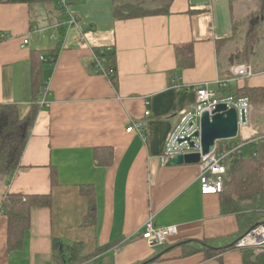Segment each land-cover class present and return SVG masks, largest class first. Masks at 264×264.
Segmentation results:
<instances>
[{"label":"crops","instance_id":"obj_1","mask_svg":"<svg viewBox=\"0 0 264 264\" xmlns=\"http://www.w3.org/2000/svg\"><path fill=\"white\" fill-rule=\"evenodd\" d=\"M157 2L169 7L167 13L119 20L112 0H79L69 9L79 23L66 34V27H57L66 15L54 0L0 4V107L15 104L25 118L32 107V51L58 56L44 71L42 96L46 93L49 107L38 104L21 165L12 176L0 174V264H54L69 259L66 246L78 247L83 256L104 249L98 264H262L254 257L247 262L245 252L257 256L264 251L225 250L228 243L220 241L244 237L257 224L223 214L220 195H202L200 165L168 166L163 160L198 88L206 83L216 88L219 79L232 78L229 70L238 63L231 65L230 57L242 41L233 36L240 31L244 36V27L239 31L237 25L257 10L252 0ZM27 38L31 41L23 47ZM187 44L194 45L195 65L180 71L176 49ZM258 46L255 74L232 80L235 94L264 88V50L258 53ZM97 49L116 54L117 87L94 72ZM146 100L151 103L148 118ZM143 120L145 139L127 134ZM258 138H264V107L254 108L235 140L253 139L258 145ZM96 149L106 150L110 165L96 164ZM89 185L97 207L95 225L87 220L83 190ZM9 194L52 199L50 208L33 207L23 248L14 252L7 249L8 217L1 210ZM151 218L158 226L177 227L167 246L150 247L142 239ZM186 243H210L223 251L208 258L206 252L183 250Z\"/></svg>","mask_w":264,"mask_h":264},{"label":"trees","instance_id":"obj_2","mask_svg":"<svg viewBox=\"0 0 264 264\" xmlns=\"http://www.w3.org/2000/svg\"><path fill=\"white\" fill-rule=\"evenodd\" d=\"M45 0H0L3 3H39ZM114 4V16L119 20L142 18L167 13L169 7H148V2H157L158 0H112ZM172 1V0H169ZM242 24L244 25V36L239 43L240 48L234 56L230 57V64L253 63L257 55V44L261 38L264 29V0L259 2V10L253 12ZM238 39L237 35L233 36ZM227 41L224 42L226 44ZM224 47V46H223ZM44 51H32L31 53V96L32 107L30 113L22 118L18 107L15 104H4L0 107V174L12 176L21 165L24 151L27 147L34 121L38 113V102L43 94L45 87L44 71L46 68L53 67L56 63L51 59L57 57L56 52L45 56ZM105 63L103 71L112 74L111 81L117 87V58L114 53H107L104 56ZM176 57L178 70L192 69L195 65L194 45L187 44L177 47ZM53 64V65H52ZM234 95L236 98H248L256 110L264 107V88L253 89L244 93L237 92L230 88L229 91H221L220 96L226 97ZM258 145L251 142L247 146L252 150L246 149L234 154L227 162V176L225 177L224 191L221 196V208L225 215H237L238 218L247 220L249 224H260L264 222V138H258ZM104 149L95 150V162L97 165H110L111 159L108 155L104 157ZM56 174H52V185L56 184ZM92 186H86L83 190L88 198L87 220L91 225L96 224V201ZM88 189V190H86ZM52 199L50 195H22L9 194L4 200L1 210L8 217V248L9 251H20L24 245L26 232L31 227V211L33 207L50 208ZM255 227V226H254ZM242 238V237H241ZM241 238L224 239L227 246L224 248L232 249ZM212 244V243H211ZM62 247V246H61ZM67 247L69 254L68 260L62 258L56 259L54 264H88L93 262L98 264L99 255L83 256L78 247ZM63 251H64V247ZM188 253L206 252L208 258L222 252L221 249H214L210 243H186L182 246ZM213 248V249H211ZM59 250V247H58ZM214 250V251H212ZM245 257L247 262L264 264V253L255 256V253L246 250Z\"/></svg>","mask_w":264,"mask_h":264},{"label":"built area","instance_id":"obj_3","mask_svg":"<svg viewBox=\"0 0 264 264\" xmlns=\"http://www.w3.org/2000/svg\"><path fill=\"white\" fill-rule=\"evenodd\" d=\"M58 6V9L64 12L66 17L63 21L59 22L57 27H66L65 34L67 31L78 25V19L71 15L70 7L79 0H54ZM43 31L34 30L33 33L40 34ZM5 38L2 36L1 39ZM52 39L57 40L58 37H53ZM31 41V38H27L23 47L27 46ZM109 50L97 49L94 52V72L96 74H102L111 78L112 74H107L103 71V65L105 63L104 55L107 54ZM57 57L51 59V62L56 63ZM231 79L218 80L216 82V88L209 83L203 84L198 88L196 102L193 107L185 111L180 115V120L176 128L173 130L165 152L163 160L165 162L169 161L172 157L179 154H188L192 152H199L201 156L200 170L201 175L200 190L202 195H221L224 191L225 177L227 176V162L234 154L244 150L251 140L246 141H236L227 140L221 142H215L213 150L206 156L202 154V146L200 137H195V134L199 132L201 134L202 130V117L205 113H209L211 116L216 110V108L221 104H226L228 109H235L241 118V113L244 112L247 118L254 112L253 104L248 98L237 99L234 95H228L226 97H221V91H229L230 83L232 80L251 78L255 74L254 66L251 64H235L230 70ZM177 79L175 80L176 84ZM41 108L49 107L46 100V93L42 96L38 102ZM150 102L146 100V111L145 118L151 116ZM146 121H140L133 126H130L126 132L127 134L136 133L145 139L144 129L146 126ZM247 124V123H246ZM240 126H243L240 122ZM190 139V141H188ZM237 139V138H236ZM193 142L195 148L192 149L190 144ZM236 142V143H234ZM144 231L142 232V239L150 247H163L167 246L171 238L177 235V227H161L158 226L154 219H149L144 224ZM237 248H254L258 251H264V222L258 224L252 228L244 237H242L237 243ZM66 253V257H68Z\"/></svg>","mask_w":264,"mask_h":264},{"label":"water","instance_id":"obj_4","mask_svg":"<svg viewBox=\"0 0 264 264\" xmlns=\"http://www.w3.org/2000/svg\"><path fill=\"white\" fill-rule=\"evenodd\" d=\"M241 118L235 109H228L226 104L219 105L212 116L205 113L202 117V130L195 134V137H200L202 154L208 155L214 148L215 142L233 140L238 137L240 122L246 125L247 118L244 112L241 113ZM190 141V139H188ZM191 148H195L193 142L189 143ZM201 154L192 152L188 154H179L169 159L168 166H183V165H200Z\"/></svg>","mask_w":264,"mask_h":264},{"label":"rangeland","instance_id":"obj_5","mask_svg":"<svg viewBox=\"0 0 264 264\" xmlns=\"http://www.w3.org/2000/svg\"><path fill=\"white\" fill-rule=\"evenodd\" d=\"M246 1H248V0H246ZM253 1V4H254V6H255V8H256V10H259V2H260V0H252ZM49 5H47V7H48ZM147 6L148 7H153V8H155V7H161L162 6V3L160 4L159 2H148L147 3ZM51 7V6H50ZM249 7H252V5H249ZM52 8V7H51ZM238 26V30L240 31V29H242V26H244L243 24H238L237 25ZM238 35H237V37H238V39L237 40H239V39H241L242 38V34H241V31L240 32H238L237 33ZM259 45V46H258ZM257 46H258V53L260 52V51H262V49L264 50V40H262V41H260L259 40V42H258V44H257ZM221 58H222V55H221ZM254 62H257V60L256 59H254L253 60ZM246 64H252V63H246ZM254 130V126H253V129H250V128H248L247 129V135H249L252 131ZM255 253V252H254Z\"/></svg>","mask_w":264,"mask_h":264},{"label":"bare ground","instance_id":"obj_6","mask_svg":"<svg viewBox=\"0 0 264 264\" xmlns=\"http://www.w3.org/2000/svg\"><path fill=\"white\" fill-rule=\"evenodd\" d=\"M5 36V35H4ZM58 37V36H57ZM53 65V64H52ZM46 92H48L47 90H46ZM238 99V98H237ZM237 248V247H236ZM237 249H239V248H237ZM249 249H253V248H249ZM257 251V250H256Z\"/></svg>","mask_w":264,"mask_h":264}]
</instances>
